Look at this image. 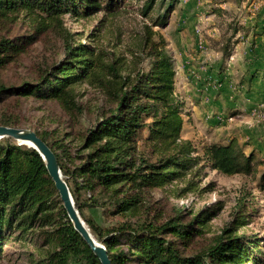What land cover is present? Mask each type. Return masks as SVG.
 I'll use <instances>...</instances> for the list:
<instances>
[{"label":"trees","instance_id":"obj_1","mask_svg":"<svg viewBox=\"0 0 264 264\" xmlns=\"http://www.w3.org/2000/svg\"><path fill=\"white\" fill-rule=\"evenodd\" d=\"M120 2L0 0V21L20 12L35 15L38 22L36 34L39 35L49 25L59 27L61 17L67 12L82 18L98 11L113 14ZM155 4L156 0H146L141 14L147 16ZM166 14L153 20V25H162ZM227 29L233 34L237 32L234 25ZM146 30L139 51H130L128 61L124 57L110 61L100 48L81 42L74 45L66 36L64 58L37 83L14 92L22 97L57 100L69 110L74 106L75 85L95 78L99 81L109 107L85 131L73 157H68L78 162L73 169L63 164L46 136L35 133L54 153L76 210L93 238L106 248L111 264H251V261L252 264H264V259L260 263L253 258V254L260 251L258 241L234 233L249 217L245 209L232 220L231 228L222 230L214 243L189 256L182 253L177 241L186 246L202 230L206 218H200V215L188 224L182 223L177 216L158 226L137 219L124 222L106 233L83 219L76 194L85 183L109 193L116 213L129 217L139 215L138 196L146 189L162 188L186 179L188 190L196 187L194 179L202 166L200 159L193 156L195 151L190 142L180 136L184 113L182 104L174 95L171 58L164 42L152 40V32L149 28ZM228 32L223 33L219 48L224 59L232 51L231 37L226 36ZM37 38L34 35L27 42L25 39L0 41V70ZM96 38L92 34V40ZM7 92L0 86V100ZM0 126L8 125L0 123ZM144 131L147 132L145 142L152 157L156 158L154 163L136 158L137 140ZM12 142L10 138L0 139V241L3 233L15 224L27 230L40 222L41 228L51 227L47 238L54 243L53 251L43 264H100L74 231L42 158L33 149ZM203 162L222 175L250 178H256L261 166L254 153L246 154L234 138L225 145L207 146ZM258 187L264 200V181ZM168 236L172 238L168 239Z\"/></svg>","mask_w":264,"mask_h":264},{"label":"rangeland","instance_id":"obj_2","mask_svg":"<svg viewBox=\"0 0 264 264\" xmlns=\"http://www.w3.org/2000/svg\"><path fill=\"white\" fill-rule=\"evenodd\" d=\"M121 1L113 14L98 11L82 18L67 12L61 17L59 27L49 25L39 35L36 34L38 22L35 15L20 12L0 21V41L16 42L25 39L27 42L30 36H38L35 43L28 45L20 56L0 70V86L8 91L0 100V123H6L8 127L27 128L46 136L47 142L54 146L63 164L73 169L78 164L70 160L74 149L81 144L85 131L109 107L98 85L99 81L95 78L75 85L74 106L69 110L57 100L22 97L14 91L37 83L41 76L47 75L64 58L66 36L72 39L74 45L81 42L100 48L110 61L122 57L128 61L130 51H139L146 28H149L152 40L161 39L171 58L174 95L182 104L184 113L180 136L182 140L190 142L195 151L193 156L200 159L202 166L194 179L196 187L188 190L186 179L162 188L146 189L138 196L139 215L129 217L116 213L109 193L100 188L93 189L80 179L84 188H80L76 195L83 219L106 233L124 222L137 219L147 225L158 226L177 216L182 223L188 224L192 218L200 215V218H206L202 230L186 246L177 241L182 253L189 256L214 243L222 230L231 228L232 220L245 209L249 217L242 228H236L234 233L258 241L260 251L253 254V258L262 263L264 200L258 186L264 181V146L259 149L255 143L264 141V134L259 130H244L242 126L233 127L235 123L232 124L229 119L227 122L231 123L226 124L223 122L226 117L218 114L197 122L192 118L187 96L181 90L184 85H190L192 80H201L202 76L206 80L203 81L204 85L210 83L213 89L222 85L223 80L219 79H225L235 87L239 86L243 80L242 68L236 63L241 60L239 57L242 56L243 46L254 48L261 37L264 45V0H156L153 10L147 16L141 14L146 0ZM165 13V22L154 26L152 21ZM232 25L237 27L235 34L227 29ZM226 32V36L231 37L232 51L224 59L219 48L223 33ZM92 34L97 36L95 41L92 40ZM197 57L200 73L192 70V63ZM206 89L201 94L203 100L208 102V87ZM250 113L255 122L248 120L244 127L250 126L251 121L253 128L258 129L264 124V108L258 106ZM212 118L216 123L204 122ZM236 130L238 132L234 135ZM146 136L147 132L144 131L137 140L136 158L154 163L156 158L150 153L145 142ZM233 137L247 154L254 153L261 161L256 178L225 176L203 162V152L207 146L225 145ZM224 142L227 143L222 144ZM12 144L25 146L14 140ZM56 221L59 223L60 219ZM39 224L36 222L27 230L15 224L11 230L3 233L0 264H43L46 261L54 248V243L47 238L51 227L41 228Z\"/></svg>","mask_w":264,"mask_h":264},{"label":"crops","instance_id":"obj_3","mask_svg":"<svg viewBox=\"0 0 264 264\" xmlns=\"http://www.w3.org/2000/svg\"><path fill=\"white\" fill-rule=\"evenodd\" d=\"M262 39L263 37H261L260 40H257L258 44L254 46V48L247 45L242 48L243 53L242 56L239 57L241 60H238L236 63L242 68L243 80L238 84L239 86L235 87L232 85L233 83H229L225 79H219L220 81L223 80L222 85L219 86L218 89H213V87L210 86V83L204 85L203 81H206L205 79H202L204 76H202L199 81L192 80L190 85L183 86L181 93H184L187 96V105L191 107L190 111L192 112L193 119L198 122L205 117L218 114L226 117V120L223 121L226 124L232 122V124L235 123L233 127L242 126L244 130H254V132L259 130L260 133L264 134V124L259 128L257 127L258 129L253 128V122L255 121L254 118L250 116V112L254 108L258 106L264 108V45L262 44ZM198 59L199 58L197 57L192 63V70L200 73ZM207 87L209 91L208 102L203 100V95L201 94L203 89L205 91L207 90ZM242 113L244 116H242ZM239 118L241 120H239ZM228 119L231 122H227ZM248 120L253 122L250 121V126L244 127L245 123H248ZM204 122L208 124L216 123L213 118L209 121L204 120ZM236 132L238 131L236 130L234 135H236ZM233 138H230L227 142ZM262 139L264 140V138ZM255 144L257 148L261 149V147L264 146V141Z\"/></svg>","mask_w":264,"mask_h":264},{"label":"water","instance_id":"obj_4","mask_svg":"<svg viewBox=\"0 0 264 264\" xmlns=\"http://www.w3.org/2000/svg\"><path fill=\"white\" fill-rule=\"evenodd\" d=\"M3 138H10L19 145H25L38 153L45 164L47 174L57 191L63 210L72 224L74 231L87 244L100 264H111L106 248L93 238L88 227L76 210L69 189L60 172L56 157L51 149L34 131L27 128L0 126V139Z\"/></svg>","mask_w":264,"mask_h":264}]
</instances>
